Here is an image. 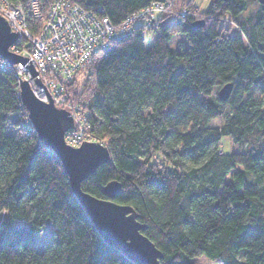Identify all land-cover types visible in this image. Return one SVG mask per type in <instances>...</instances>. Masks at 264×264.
<instances>
[{"label":"trees","instance_id":"obj_1","mask_svg":"<svg viewBox=\"0 0 264 264\" xmlns=\"http://www.w3.org/2000/svg\"><path fill=\"white\" fill-rule=\"evenodd\" d=\"M39 1L44 10L53 0ZM70 1L115 26L155 2L171 8L94 54L66 87L85 137L110 155L81 190L106 200L103 188L117 182L112 201L134 210L161 264H264L263 6L209 0L200 13L193 0ZM0 63V264H135L103 241L58 158L21 126L14 68ZM226 84V101L212 96Z\"/></svg>","mask_w":264,"mask_h":264},{"label":"built area","instance_id":"obj_2","mask_svg":"<svg viewBox=\"0 0 264 264\" xmlns=\"http://www.w3.org/2000/svg\"><path fill=\"white\" fill-rule=\"evenodd\" d=\"M25 1L13 4L0 0V17L17 37L9 51L26 59L13 66L16 96L21 104L20 84L26 82L41 102L51 101L54 107L67 111L74 128L65 134L64 141L77 148L90 140L85 137V118L68 98L67 85L89 66L94 54L127 39L135 26L150 30L162 15L171 13V8L155 2L115 26L106 17L94 16L70 0H53L44 10L39 0ZM178 16L185 17L186 11L178 12ZM21 123L34 131L28 116Z\"/></svg>","mask_w":264,"mask_h":264},{"label":"water","instance_id":"obj_3","mask_svg":"<svg viewBox=\"0 0 264 264\" xmlns=\"http://www.w3.org/2000/svg\"><path fill=\"white\" fill-rule=\"evenodd\" d=\"M257 1L264 8V0ZM16 39L6 21L0 17V57L9 66L23 64L26 61L9 51ZM231 91L232 85L226 84L219 90L218 99L226 101ZM20 101L38 140L60 161L71 192L103 241L135 264H161L162 253L141 233L144 226L137 221L134 210L112 201L120 191L117 182H110L103 188V193L108 198L106 200L97 199L81 190V183L84 180L94 174L100 166L110 162L107 148L96 142H83L77 148L66 145L64 136L74 128L69 113L54 107L51 101L41 102L33 95L26 82L20 84Z\"/></svg>","mask_w":264,"mask_h":264},{"label":"rangeland","instance_id":"obj_4","mask_svg":"<svg viewBox=\"0 0 264 264\" xmlns=\"http://www.w3.org/2000/svg\"><path fill=\"white\" fill-rule=\"evenodd\" d=\"M193 1H194V5H195V7L197 8V10H198L200 13H203V12L207 9L208 4H209V0H193ZM246 11H247V10H246ZM246 11L243 13V15H246V14H247ZM226 24H227L228 26H230V32H232V33H231L232 37H238V38L241 37L240 32H239L238 30H236L235 27H233L231 21H226ZM177 38L183 40V36H181V35L177 36ZM153 40H154V36H153L152 34H150V33H148V32L145 33V37H144V46H145V48H149V47L152 45ZM176 42H177V41L173 42L172 46L175 47V45H176L175 43H176ZM178 46L180 47V46H182V45L180 44V45H178ZM181 48L183 49V47H181ZM217 91H218V90H216V91L212 94L213 97L217 95ZM222 122H223L222 119H216V120H214V121L211 122V125L214 126V127H219V126L222 124ZM223 142L225 143V140H223ZM224 143H223V147H225L224 145H227V143H226V144H224ZM228 144H229V143H228ZM229 148H230V146H228V149H229ZM233 149L235 150L236 148L234 147ZM2 217H3V216L1 215L0 218H2ZM19 224H20V223H19ZM43 237H44V233L40 234L39 237H38V239H37V247H38L39 249H41L42 246H43V241H44V238H43ZM193 261H194L195 264H211V263H212L211 261H209L208 259H206V258H204V257L196 258V259H194Z\"/></svg>","mask_w":264,"mask_h":264}]
</instances>
